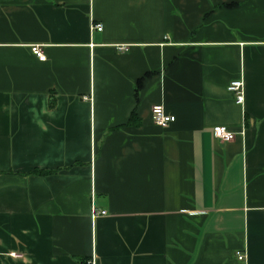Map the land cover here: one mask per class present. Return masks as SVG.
I'll list each match as a JSON object with an SVG mask.
<instances>
[{
	"label": "crops",
	"instance_id": "1",
	"mask_svg": "<svg viewBox=\"0 0 264 264\" xmlns=\"http://www.w3.org/2000/svg\"><path fill=\"white\" fill-rule=\"evenodd\" d=\"M92 259L264 264V0H0V264Z\"/></svg>",
	"mask_w": 264,
	"mask_h": 264
},
{
	"label": "built area",
	"instance_id": "2",
	"mask_svg": "<svg viewBox=\"0 0 264 264\" xmlns=\"http://www.w3.org/2000/svg\"><path fill=\"white\" fill-rule=\"evenodd\" d=\"M103 30V27L101 24H94L91 27V31H98L101 32ZM120 51H126V48L122 47L120 48ZM31 52L34 56L38 58L39 61H45L46 57L41 50L40 46H32ZM243 81L238 80L231 82L228 90L234 95L235 101L238 105H242L244 102V88H243ZM152 114V121L155 126L159 128H167L171 123L175 121V118L172 116H169L165 113L162 106H154L151 110ZM212 135L215 140L228 143L235 139L236 134L233 132L228 131L224 127H215L212 130ZM105 212H96L95 210L92 211V216L95 218L97 215H104ZM14 256V255H13ZM238 261L245 262L246 261V254L243 252H238L236 254ZM90 264H94V259L90 261Z\"/></svg>",
	"mask_w": 264,
	"mask_h": 264
},
{
	"label": "trees",
	"instance_id": "3",
	"mask_svg": "<svg viewBox=\"0 0 264 264\" xmlns=\"http://www.w3.org/2000/svg\"><path fill=\"white\" fill-rule=\"evenodd\" d=\"M55 106V98L54 95H51L50 98V108L52 109ZM56 171H39V170H35L33 172H31L34 175L37 176H47V175H51L54 174Z\"/></svg>",
	"mask_w": 264,
	"mask_h": 264
}]
</instances>
